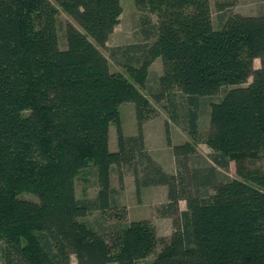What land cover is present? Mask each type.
<instances>
[{"label": "trees", "instance_id": "1", "mask_svg": "<svg viewBox=\"0 0 264 264\" xmlns=\"http://www.w3.org/2000/svg\"><path fill=\"white\" fill-rule=\"evenodd\" d=\"M135 2L158 21L155 41L125 62L132 81L113 71L100 49L119 22L121 0H0L4 264H71L73 256L77 264H139L151 255V264H264V173L247 181L219 171L264 150V14L229 12L215 27L211 0ZM232 2L218 5L224 10ZM60 10L76 22L66 24L65 48ZM157 58L163 70L151 94L171 101L176 89L181 92L192 136L199 99L222 94L210 102L206 143L213 153L206 166H189L197 152L193 141L172 145L168 138L173 173L145 150L144 122L153 108L138 86L146 85ZM258 58L263 63L255 67ZM124 102L135 105L134 135L122 128ZM112 123L117 150L110 149ZM126 161L138 193L145 186L168 187L160 213L173 218L169 237L148 219L105 231L84 220L91 210L111 206V173ZM89 167L97 174L98 195L80 199L76 178Z\"/></svg>", "mask_w": 264, "mask_h": 264}, {"label": "rangeland", "instance_id": "2", "mask_svg": "<svg viewBox=\"0 0 264 264\" xmlns=\"http://www.w3.org/2000/svg\"><path fill=\"white\" fill-rule=\"evenodd\" d=\"M220 0H211L212 19L215 27H219L222 20L229 12L242 14H264V0H233L232 4L224 10L218 5ZM122 12L105 47L101 51L108 57L113 71H118L134 81L125 62L140 55V49L151 45L156 39V27L158 17L147 8L137 6L135 0H121ZM76 22L66 12L59 13V43L62 48L67 46L66 24ZM129 47V48H128ZM127 49H129L127 51ZM127 51V53H126ZM262 61L255 60V67H260ZM160 58L153 61L150 66L145 86H138L142 93L146 94L152 104L153 111L144 122L145 150L166 170L176 172L177 163L172 145L185 141H193L197 152L189 159L190 167H202L210 164L213 151L206 143L209 131L210 102L218 100L222 94L206 96L199 99L198 133L194 137L185 127L187 121V104L179 90L174 91L171 101L163 98L157 101L152 92L159 87L158 79L162 73ZM121 123L124 134L134 135L137 132V119L135 105L132 102H124L120 105ZM167 125L170 132L167 131ZM171 144L169 143V139ZM110 149L117 150L116 124L110 126ZM221 175L229 178L249 180L251 174L264 173V150L256 156L245 157L241 164L231 161L228 169L219 168ZM123 174V183L120 174ZM112 186L116 190L111 200V206L106 209L91 210L84 220L97 230L105 231L111 226L121 222L129 223L133 220L148 219L156 227L160 236L169 237L174 230L173 218L164 217L160 210L168 202V187L155 185L142 187L138 193L135 185L133 169L126 161L121 167H113L111 173ZM99 183L94 168L82 170L76 178V195L78 198H95L98 195ZM24 197L35 198L31 194ZM179 208H187L185 200H180ZM5 243L0 240V264H4ZM154 255L140 261L139 264H151ZM71 264H77L75 256ZM116 264V263H110Z\"/></svg>", "mask_w": 264, "mask_h": 264}, {"label": "crops", "instance_id": "3", "mask_svg": "<svg viewBox=\"0 0 264 264\" xmlns=\"http://www.w3.org/2000/svg\"><path fill=\"white\" fill-rule=\"evenodd\" d=\"M163 167V166H162ZM165 170V169H164ZM167 172H170V173H173L174 171H172V170H166Z\"/></svg>", "mask_w": 264, "mask_h": 264}]
</instances>
